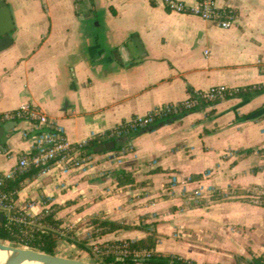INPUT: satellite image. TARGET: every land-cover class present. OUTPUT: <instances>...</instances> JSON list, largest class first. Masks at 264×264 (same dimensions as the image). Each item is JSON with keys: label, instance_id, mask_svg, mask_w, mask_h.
Segmentation results:
<instances>
[{"label": "crops", "instance_id": "crops-1", "mask_svg": "<svg viewBox=\"0 0 264 264\" xmlns=\"http://www.w3.org/2000/svg\"><path fill=\"white\" fill-rule=\"evenodd\" d=\"M5 1L15 28L0 51V112L29 103L72 143L191 91L264 85V0H217L236 15L228 28L171 11L163 0ZM260 109L264 91L126 131L116 139L127 148L121 155L95 153L81 167L24 179L17 205L32 217L54 209L60 227L84 233L95 219L121 226L101 242L153 234L157 252L188 262L254 264L264 256V205L245 194L264 184V110L245 116ZM30 123L16 120L0 140V172L32 149ZM119 170L135 185L118 186ZM232 190L243 193L214 197Z\"/></svg>", "mask_w": 264, "mask_h": 264}, {"label": "built area", "instance_id": "built-area-1", "mask_svg": "<svg viewBox=\"0 0 264 264\" xmlns=\"http://www.w3.org/2000/svg\"><path fill=\"white\" fill-rule=\"evenodd\" d=\"M163 2L171 11L193 14L204 20L216 22L224 28L230 27L235 21L236 15L233 10L219 6L217 0H195L194 4H188L182 0H163ZM240 90L241 88L218 85L206 90L191 91L189 96L182 101L165 103L144 115H136L115 128L101 133L98 137L100 140L107 142L113 137L118 138L126 131L135 132L149 126L159 118L197 108L204 102H214L234 96ZM19 119L30 121L32 129L36 130L37 133L34 135L35 140L32 149L20 157L18 164L10 171L0 172V213L5 214V218H8L9 223L38 224L39 217L43 214L32 217L26 212V207L24 209L19 208L16 202L17 198L14 197L18 191L1 190L5 182L32 169H37L38 175H47L51 172H56L58 175L61 172L81 167L89 160L91 155L84 153L83 146L97 136L83 142L72 143L56 121L29 103H23L12 111L0 112V126ZM24 135L27 136L28 132H25ZM126 150L127 148H122L116 152V155H121ZM234 192L235 190H232L229 193L236 196ZM202 195L201 190L195 192V198L197 199H200ZM245 197H248L255 204H259L264 198V184L250 187ZM30 206H32V203H29L27 208ZM126 246L127 244L124 248L112 247L108 249V252L114 253L117 258L124 259L128 256ZM95 249L97 252H101L100 246L96 245ZM149 255L150 253L146 252V256ZM136 256L142 257L138 253ZM134 264H143V262L140 259Z\"/></svg>", "mask_w": 264, "mask_h": 264}, {"label": "trees", "instance_id": "trees-1", "mask_svg": "<svg viewBox=\"0 0 264 264\" xmlns=\"http://www.w3.org/2000/svg\"><path fill=\"white\" fill-rule=\"evenodd\" d=\"M264 91V85H256V86H249L245 88H241V90L235 94L234 96L241 95L245 99H249L255 95H258ZM232 96H229L230 98ZM195 109V108H193ZM190 110H184L181 113H186ZM264 109H260L253 114L246 115L245 117H253L256 114H260ZM153 129V126L149 125L144 128H141L135 132L141 131H148ZM117 138L113 137L111 140L116 141ZM106 141L100 140L97 136L83 146V151L86 155L95 154L94 151L95 147L98 146L100 143ZM122 145L116 142V147L111 150H121ZM107 152L104 150L99 153ZM37 169H32L27 173L19 174L14 179H10L5 182L1 190L5 191H19L21 189V183L27 177H31L37 174ZM118 186L126 187L127 185H135L136 181L133 175L125 170H119L115 173ZM243 192L240 190H235L234 194L236 196L241 195ZM17 198V194L14 195ZM216 199L225 200L229 198H234L235 196L231 195L230 193L227 195H222L220 193L214 194ZM246 199L250 200L248 197ZM259 205H264V198L260 201ZM43 215L39 217L38 224H23L12 222L9 223L8 218L6 217L4 221H0V241L2 242H11L14 245L29 247L32 249L40 250L49 254H56L57 247H58V236L55 233L56 230L60 228L61 220L55 218L56 210L48 209L43 211ZM93 224V235L95 237H100L107 233H111L121 226L114 224L109 221H101V220H92ZM41 225V226H39ZM125 244H127L126 249L128 252V256L124 259L117 258L116 255L112 252H108V249L112 247L116 248H124ZM157 245V237L153 234L146 236L145 238H141L139 240H116L113 242L105 241L101 242L100 246L101 254L103 256V263L104 264H134L135 262L142 260L143 264H195L193 262H188L187 260L179 257L178 255L174 254H163L157 252L155 250ZM146 252L150 253L149 256H146ZM141 255L142 257L139 258L136 254ZM254 264H264V256H259L258 258L254 259Z\"/></svg>", "mask_w": 264, "mask_h": 264}, {"label": "water", "instance_id": "water-1", "mask_svg": "<svg viewBox=\"0 0 264 264\" xmlns=\"http://www.w3.org/2000/svg\"><path fill=\"white\" fill-rule=\"evenodd\" d=\"M15 28L10 7L5 0H0V51L9 47L12 42V31ZM16 125V121L8 122L0 126V140L7 136L8 132ZM116 147L115 140L100 143L95 147L96 153L104 150L110 151ZM5 214L0 213V221H4ZM0 250L10 253L12 256L8 261L0 264H24L35 262L39 264H95L86 260L69 258L58 254H49L29 247L8 244L0 241Z\"/></svg>", "mask_w": 264, "mask_h": 264}, {"label": "rangeland", "instance_id": "rangeland-1", "mask_svg": "<svg viewBox=\"0 0 264 264\" xmlns=\"http://www.w3.org/2000/svg\"><path fill=\"white\" fill-rule=\"evenodd\" d=\"M41 226V225H39ZM81 232V233H78ZM58 236V255L89 261L95 264H104L101 252H97L95 246H100L101 241L93 235V228L87 233L82 230H72L60 227L55 231ZM8 244H13L7 242ZM100 248H102L100 246Z\"/></svg>", "mask_w": 264, "mask_h": 264}, {"label": "bare ground", "instance_id": "bare-ground-1", "mask_svg": "<svg viewBox=\"0 0 264 264\" xmlns=\"http://www.w3.org/2000/svg\"><path fill=\"white\" fill-rule=\"evenodd\" d=\"M12 256L10 255V253L0 250V263H3L5 261H8ZM24 264H39V263H35V262H25Z\"/></svg>", "mask_w": 264, "mask_h": 264}]
</instances>
